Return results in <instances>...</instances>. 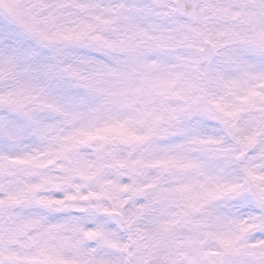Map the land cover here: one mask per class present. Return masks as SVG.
<instances>
[{"label":"snow or ice","instance_id":"6c2138e0","mask_svg":"<svg viewBox=\"0 0 264 264\" xmlns=\"http://www.w3.org/2000/svg\"><path fill=\"white\" fill-rule=\"evenodd\" d=\"M35 7L0 19V264H264V0ZM78 47L138 69L159 104L83 113L16 71L63 51L80 80Z\"/></svg>","mask_w":264,"mask_h":264},{"label":"rangeland","instance_id":"374dc122","mask_svg":"<svg viewBox=\"0 0 264 264\" xmlns=\"http://www.w3.org/2000/svg\"><path fill=\"white\" fill-rule=\"evenodd\" d=\"M110 2L111 0H104V3ZM37 4L38 0H0V19H9L14 24L31 22L37 15L35 7ZM111 27L117 26L113 24ZM92 58L109 66H114L116 63L114 56H106L100 51H93V54H90V51L78 47L67 49V63L72 65L73 70L82 77L80 80L73 78L64 70L65 64L60 63L65 59L63 51L55 56L47 53L39 58V63L26 62L16 71L24 80L31 81L36 87L43 89L57 103L76 106L83 113H91L92 110L103 116L120 113L123 119H130L137 115L136 110L141 107L139 100H150L152 105L159 104L160 98L154 92H150L146 84L139 81L138 69L129 67L121 72H109L89 64L87 61ZM80 59L84 60L83 64H80ZM44 65H55V67L49 71ZM12 83L13 80L4 77L0 80V89L7 90ZM171 103L174 105L176 102L171 101ZM44 118L54 121L57 117L54 112H46ZM195 122L194 119L192 123ZM118 147L125 148L128 153L132 151L125 144H119ZM85 151L89 155L92 154L90 148Z\"/></svg>","mask_w":264,"mask_h":264},{"label":"trees","instance_id":"16d2710c","mask_svg":"<svg viewBox=\"0 0 264 264\" xmlns=\"http://www.w3.org/2000/svg\"><path fill=\"white\" fill-rule=\"evenodd\" d=\"M6 16V15H5ZM84 51H90V54H93V51H96L95 49L93 48H90V47H82ZM90 49V50H89ZM84 60L83 59H80V64H83ZM97 77V74L95 75ZM35 85V84H34ZM121 149V148H120ZM130 150H132V148L130 147ZM122 152H124L125 154L128 153V151L123 148L121 149ZM132 152V151H131Z\"/></svg>","mask_w":264,"mask_h":264}]
</instances>
